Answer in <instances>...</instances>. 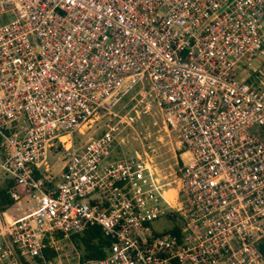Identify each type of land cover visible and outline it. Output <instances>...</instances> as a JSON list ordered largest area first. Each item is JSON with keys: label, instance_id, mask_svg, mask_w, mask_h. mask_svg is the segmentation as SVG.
<instances>
[{"label": "built area", "instance_id": "obj_1", "mask_svg": "<svg viewBox=\"0 0 264 264\" xmlns=\"http://www.w3.org/2000/svg\"><path fill=\"white\" fill-rule=\"evenodd\" d=\"M263 62L264 0H0V172L28 202L1 217L0 264H264ZM140 112L176 137L168 174L117 149ZM49 150L53 183L35 176ZM159 202L180 218L163 233ZM90 227L109 242L81 259Z\"/></svg>", "mask_w": 264, "mask_h": 264}, {"label": "rangeland", "instance_id": "obj_2", "mask_svg": "<svg viewBox=\"0 0 264 264\" xmlns=\"http://www.w3.org/2000/svg\"><path fill=\"white\" fill-rule=\"evenodd\" d=\"M259 69L261 73L260 77L264 80V62L260 65ZM139 86L138 84L135 85L132 90L136 91ZM128 96H126L123 101H120L117 106L112 109V112L121 115L126 111L131 105L130 101H128V104L125 103ZM114 119L112 114H105L103 117L98 118L95 124H91L92 127L89 130H86L84 127L79 128L73 133L74 141L78 142L88 135L94 136L99 134L102 129H104L105 123L113 121ZM88 123H90V121ZM253 131H259V128L254 127ZM262 131H264V129ZM116 137L121 138V142L117 144V149L120 153L130 154L133 149L140 150L143 148L148 150L149 154L153 155V159L156 162V166L160 169V173L168 174L175 167L174 159L175 156H177L176 137L172 132L165 131L162 128L158 113L140 112L136 121L133 120L130 125L121 126ZM63 167L64 160L61 158L60 153L55 150H49L46 159L40 162V167L37 170L42 176L51 181H55L58 179L59 173L62 172ZM44 172H46V174H44ZM183 196L184 194L179 196V198H183ZM158 206H164V212L166 213L163 212L150 222V226L154 232L163 233L174 225H180V218L177 212L167 209L165 204H161L160 202ZM56 245L58 246V251L65 256L70 257V254H73V252L70 251L69 245L67 246L62 242H58ZM59 258H62V255H60ZM55 264H57V261H55Z\"/></svg>", "mask_w": 264, "mask_h": 264}, {"label": "trees", "instance_id": "obj_3", "mask_svg": "<svg viewBox=\"0 0 264 264\" xmlns=\"http://www.w3.org/2000/svg\"><path fill=\"white\" fill-rule=\"evenodd\" d=\"M37 175L38 173L35 172V176ZM9 185L10 181L8 180L7 183L0 188V211L8 207L11 202L6 193ZM70 240L73 246L78 249L81 259L102 257L105 247L109 242L96 227H90L79 234H73L70 236ZM260 243H264V239H262Z\"/></svg>", "mask_w": 264, "mask_h": 264}, {"label": "crops", "instance_id": "obj_4", "mask_svg": "<svg viewBox=\"0 0 264 264\" xmlns=\"http://www.w3.org/2000/svg\"><path fill=\"white\" fill-rule=\"evenodd\" d=\"M177 149V148H176ZM179 151L177 150V156H175L174 160H179V156H178ZM36 173H38L39 176H42L41 174H39L38 170H35ZM44 174H46V172H44ZM45 181H47L48 183H53L54 181H51L50 179L42 176ZM7 183V180H5V178L1 175L0 172V188L4 186V184ZM7 193V191H6ZM8 195V194H7ZM8 198L11 200L10 204L8 207H6L4 210L0 211V225H1V217L2 215L4 216H9L10 218H15L16 216H18L20 214L19 210H16V206L19 205L20 207H25L27 206L28 202L27 200L23 197L21 198L19 201H14L12 200L9 196Z\"/></svg>", "mask_w": 264, "mask_h": 264}, {"label": "water", "instance_id": "obj_5", "mask_svg": "<svg viewBox=\"0 0 264 264\" xmlns=\"http://www.w3.org/2000/svg\"><path fill=\"white\" fill-rule=\"evenodd\" d=\"M258 250H259V253L261 254V256L264 258V243H260L258 245Z\"/></svg>", "mask_w": 264, "mask_h": 264}]
</instances>
